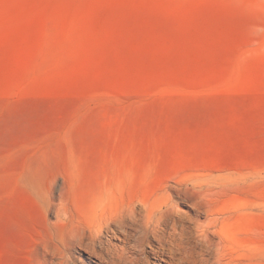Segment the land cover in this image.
I'll return each instance as SVG.
<instances>
[{
    "label": "rangeland",
    "instance_id": "rangeland-1",
    "mask_svg": "<svg viewBox=\"0 0 264 264\" xmlns=\"http://www.w3.org/2000/svg\"><path fill=\"white\" fill-rule=\"evenodd\" d=\"M143 199L225 215L184 264H264V0H0V264H101Z\"/></svg>",
    "mask_w": 264,
    "mask_h": 264
},
{
    "label": "bare ground",
    "instance_id": "bare-ground-1",
    "mask_svg": "<svg viewBox=\"0 0 264 264\" xmlns=\"http://www.w3.org/2000/svg\"><path fill=\"white\" fill-rule=\"evenodd\" d=\"M214 189L212 188L213 191H215ZM207 190H211V188ZM207 190H198L199 194L196 200H199V196L201 197ZM180 200L183 201L184 198L180 197ZM165 201L167 200L165 199ZM154 202L143 199L140 205V202H137V204L134 201L120 204L114 210L109 211V215L105 218L107 222L105 226L102 223L103 225L98 232L90 231L88 242L86 241L85 243L83 239L78 242L81 244L85 243L91 254L101 264H184L180 261L182 259V247L187 244H194L190 243L194 238L190 240H186V238L193 237L195 230L201 232L200 245L202 246V255L206 250L213 249V246H218L226 239L223 234L226 231L224 230L226 224L224 218L226 219V217L222 212L213 213L214 211L211 212L207 209V221L202 223L198 218L202 213L200 211H197L196 215L178 213L173 211V207L170 205L172 210L163 209L164 207L157 205V201V203ZM175 202L177 201L175 200ZM199 203L201 202L199 201ZM104 230L111 234L107 240L103 238L102 233ZM116 239L119 240V243L114 242ZM227 239L229 241L228 237ZM153 257L155 261H152Z\"/></svg>",
    "mask_w": 264,
    "mask_h": 264
}]
</instances>
